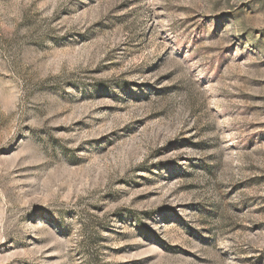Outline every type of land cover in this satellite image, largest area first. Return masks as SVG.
<instances>
[{
	"label": "rangeland",
	"instance_id": "1",
	"mask_svg": "<svg viewBox=\"0 0 264 264\" xmlns=\"http://www.w3.org/2000/svg\"><path fill=\"white\" fill-rule=\"evenodd\" d=\"M0 264H264V0H0Z\"/></svg>",
	"mask_w": 264,
	"mask_h": 264
}]
</instances>
